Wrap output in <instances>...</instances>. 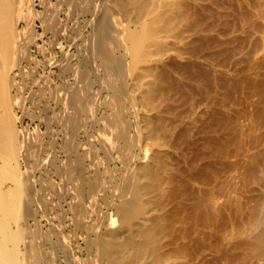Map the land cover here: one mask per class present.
<instances>
[{
  "label": "bare ground",
  "instance_id": "6f19581e",
  "mask_svg": "<svg viewBox=\"0 0 264 264\" xmlns=\"http://www.w3.org/2000/svg\"><path fill=\"white\" fill-rule=\"evenodd\" d=\"M0 264H264V0H0Z\"/></svg>",
  "mask_w": 264,
  "mask_h": 264
},
{
  "label": "rangeland",
  "instance_id": "374dc122",
  "mask_svg": "<svg viewBox=\"0 0 264 264\" xmlns=\"http://www.w3.org/2000/svg\"><path fill=\"white\" fill-rule=\"evenodd\" d=\"M33 87H34V86H33ZM33 87H31L30 89H34ZM30 89H28L27 92H26V96H27V97H28V96H29V97L31 96V95H30V92H32L31 94L34 93V90L32 91V90H30ZM29 105H31L30 102H29ZM47 142H48V143H46V144L44 145V149H46L45 151H47V153H48L49 151L51 152V149H50V148H52V147H50V148H46V147H49V146H50V145H49V143H50L49 140H48ZM49 149H50V150H49ZM55 150H56V149L53 148V149H52V152H51V153H48V154H50V155L54 154V153H55ZM48 154H47V156H49ZM62 156H63V158H65V155H62ZM90 220H91V219H89V221H90ZM58 223H59L58 221L55 222V224H56L57 226H59Z\"/></svg>",
  "mask_w": 264,
  "mask_h": 264
}]
</instances>
